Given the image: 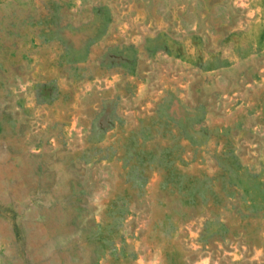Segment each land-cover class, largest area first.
<instances>
[{
    "label": "rangeland",
    "instance_id": "obj_1",
    "mask_svg": "<svg viewBox=\"0 0 264 264\" xmlns=\"http://www.w3.org/2000/svg\"><path fill=\"white\" fill-rule=\"evenodd\" d=\"M0 264H264V0H0Z\"/></svg>",
    "mask_w": 264,
    "mask_h": 264
},
{
    "label": "bare ground",
    "instance_id": "obj_2",
    "mask_svg": "<svg viewBox=\"0 0 264 264\" xmlns=\"http://www.w3.org/2000/svg\"><path fill=\"white\" fill-rule=\"evenodd\" d=\"M119 19V18H118ZM160 19V18H159Z\"/></svg>",
    "mask_w": 264,
    "mask_h": 264
}]
</instances>
